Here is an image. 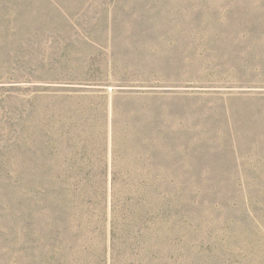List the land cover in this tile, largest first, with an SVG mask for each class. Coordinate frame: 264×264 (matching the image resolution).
Here are the masks:
<instances>
[{"label":"rangeland","instance_id":"1","mask_svg":"<svg viewBox=\"0 0 264 264\" xmlns=\"http://www.w3.org/2000/svg\"><path fill=\"white\" fill-rule=\"evenodd\" d=\"M262 5L0 0V177L172 173L264 194V28L247 19ZM99 89L107 109L81 94ZM206 212L185 264H264L263 202ZM15 255L0 239V264Z\"/></svg>","mask_w":264,"mask_h":264},{"label":"trees","instance_id":"2","mask_svg":"<svg viewBox=\"0 0 264 264\" xmlns=\"http://www.w3.org/2000/svg\"><path fill=\"white\" fill-rule=\"evenodd\" d=\"M252 11L249 26L264 28V5ZM81 94L98 96L107 109L101 89ZM188 179L118 172L1 176L0 239L16 254L13 264H185L192 244L202 242L207 209L264 203V194L189 189Z\"/></svg>","mask_w":264,"mask_h":264}]
</instances>
